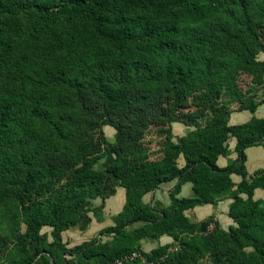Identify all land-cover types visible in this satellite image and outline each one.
<instances>
[{
	"label": "trees",
	"instance_id": "obj_1",
	"mask_svg": "<svg viewBox=\"0 0 264 264\" xmlns=\"http://www.w3.org/2000/svg\"><path fill=\"white\" fill-rule=\"evenodd\" d=\"M259 52L264 0H0V264H105L163 235L172 242L142 252L153 264H264V198H253L264 169L245 166V149L264 147V118L231 125L217 103L223 92L240 110L264 102L238 82L264 78ZM174 122L193 129L174 136ZM152 125L163 128L156 159L143 143ZM230 137L237 156L219 167ZM108 175L125 203L107 239L67 247L61 233L86 201L101 198V212ZM175 178L168 206L143 201ZM186 182L195 196L177 197ZM224 196L227 229L184 213Z\"/></svg>",
	"mask_w": 264,
	"mask_h": 264
},
{
	"label": "crops",
	"instance_id": "obj_2",
	"mask_svg": "<svg viewBox=\"0 0 264 264\" xmlns=\"http://www.w3.org/2000/svg\"><path fill=\"white\" fill-rule=\"evenodd\" d=\"M249 93L253 96L255 102L261 100L257 98L258 94L255 91H250ZM227 97L228 101L231 103L230 105H227L228 109H230L231 111L228 121L229 124L234 125L244 123L248 121L253 115L256 117L264 118V102L258 104L255 108V111L251 112L249 109H237L238 103L236 99L232 98L229 95ZM191 129H193V127L185 125L181 122H174L171 125V130L174 136H182ZM227 143L230 153L227 156L218 157L217 164L219 167H225L230 160L235 159L237 156L234 149L236 144L235 137H230ZM245 154V166L248 176L252 175L256 170L264 169L263 146L257 145L248 147L245 149ZM105 157L109 160V162L112 161L111 156L108 155ZM178 164L180 166L184 164V159L182 156L178 158ZM231 179L236 184L240 181L241 177L233 173L231 174ZM108 181H110L109 185L107 184ZM176 183V178L161 183L156 189L146 193L143 196V201L149 203L156 209H161L162 207L168 206L171 203L170 192L173 190ZM104 191L109 196L104 200L103 208L98 215H95L92 212V209L102 203L101 198L88 199L79 211V214L81 215L80 220L74 226L61 233L63 241L67 243V247H72L81 244L82 242L88 241L91 239L93 234H96L100 232L102 228L113 224L111 217L114 214L118 213L123 208V205L125 203V188L119 185V182L116 178L108 175L105 182ZM194 196L195 193L190 182L184 183L181 186L180 192L177 194V197ZM242 196L245 197L244 194H242ZM253 198H264L263 190L261 188H256L253 193ZM230 202L231 199L228 196H224L217 202L216 205H197L193 208L185 210L184 213L192 222H200L212 216L215 220L218 221L223 229H227L231 224H233L232 219L227 215ZM136 225H140V223H136L135 226ZM44 227V231L48 233V238L49 240H51V227ZM77 238H79L80 240H77ZM144 241L145 240H141V242ZM158 241V245L167 244L172 242V238L167 235H163L158 239Z\"/></svg>",
	"mask_w": 264,
	"mask_h": 264
},
{
	"label": "rangeland",
	"instance_id": "obj_3",
	"mask_svg": "<svg viewBox=\"0 0 264 264\" xmlns=\"http://www.w3.org/2000/svg\"><path fill=\"white\" fill-rule=\"evenodd\" d=\"M258 59H262L264 60V53L259 52L257 55ZM238 82L240 84V87L242 88V90H244L245 92H249V91H255L258 96V99H262L264 98V78L263 76H258V75H251L248 74L247 72H242L239 74L238 77ZM227 93L223 92L221 94V96L219 97V99L217 100V103H223L226 106L230 105L231 103L228 101V97H227ZM211 118V113L210 112H206V114L201 117L199 119V122L201 125L205 124L208 122V120ZM182 123V122H181ZM105 136L107 137L108 140L113 141L114 140V129L108 125H105L103 127ZM163 128L156 126V125H152L150 126V128L147 130V132L144 135L143 138V143L145 145H147V147L150 148L151 151V158L156 159L158 157H160V151H159V144L160 142H162L163 140ZM106 157H104L103 159H101V161L98 163L97 167L101 168L104 167L105 165H107L109 163V160ZM111 160V159H110ZM110 181L107 182V184L109 185ZM111 193V192H110ZM1 226V224H0ZM47 228V227H44ZM45 229H43L42 231H44ZM98 237L101 238L102 236L100 235V233H96L93 234V236L91 237V239ZM103 240L107 239V237H102ZM77 240H80L79 238H77ZM145 240L144 242L138 243V246L140 248V250H142V252H149L152 248L156 247L158 245V240H152V239H143ZM67 256V255H65ZM199 264H212L208 259H202Z\"/></svg>",
	"mask_w": 264,
	"mask_h": 264
},
{
	"label": "built area",
	"instance_id": "obj_4",
	"mask_svg": "<svg viewBox=\"0 0 264 264\" xmlns=\"http://www.w3.org/2000/svg\"><path fill=\"white\" fill-rule=\"evenodd\" d=\"M213 228V224L209 225V229ZM173 248H169L168 250H172ZM105 264H153L152 261H148L146 256L138 250L132 251L130 253H126L112 262Z\"/></svg>",
	"mask_w": 264,
	"mask_h": 264
}]
</instances>
